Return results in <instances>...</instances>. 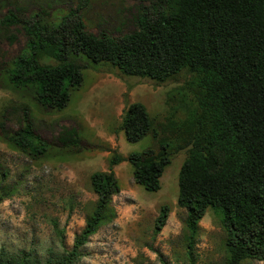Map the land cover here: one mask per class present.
Listing matches in <instances>:
<instances>
[{"label": "trees", "instance_id": "16d2710c", "mask_svg": "<svg viewBox=\"0 0 264 264\" xmlns=\"http://www.w3.org/2000/svg\"><path fill=\"white\" fill-rule=\"evenodd\" d=\"M148 1L137 28L117 38L85 30L76 10L88 0L52 18L41 12L22 18L11 9L0 18L4 26L21 25L27 35L22 52L5 69L6 79L13 88H29L45 107L63 108L71 88L81 82L82 67L71 55L109 62L124 74L158 82L181 71L188 75L168 98L169 112L162 120L153 119L141 102L126 106L119 125L125 139L137 142L150 133L155 147L126 158L113 152L108 170L91 175L96 205L71 250L42 261L32 251L1 249L0 264H73L119 190L113 165L128 160L134 181L156 191L164 168L180 151L186 157L178 172L177 204L186 212L187 264L195 262L198 224L208 208L225 231L227 264L264 260V0ZM44 58L56 64L43 63ZM69 135L76 146L74 131ZM0 137L32 156L49 148L26 117L14 130L0 121ZM168 212L161 207L156 233Z\"/></svg>", "mask_w": 264, "mask_h": 264}, {"label": "rangeland", "instance_id": "374dc122", "mask_svg": "<svg viewBox=\"0 0 264 264\" xmlns=\"http://www.w3.org/2000/svg\"><path fill=\"white\" fill-rule=\"evenodd\" d=\"M80 0L0 1V18L9 9L19 17L34 13L54 17L76 9ZM142 0H88L77 9L85 30L117 38L137 28ZM27 35L21 25L0 24V121L17 129L25 119L49 143L41 156L25 153L0 137V250L32 251L44 261L70 251L75 237L93 212L97 195L90 183L94 172L107 171L113 152L123 157L132 151L155 147L150 133L128 142L120 129L124 109L141 102L160 121L169 112L170 95L188 75L158 82L122 73L109 62H94L71 55L81 65L82 80L70 90L60 110L39 104L29 88H13L5 69L18 56ZM56 64L55 60L42 59ZM74 131L77 145L69 143ZM186 157L177 153L160 177V188L147 191L133 179L128 160L113 165L119 190L110 196L97 229L78 249L73 264H187L185 209L177 204L178 172ZM169 209L165 224L155 232L162 206ZM54 223L56 225H54ZM192 249L194 264H227L226 235L214 211L208 208L199 221ZM61 233V234H60ZM240 264H264L245 259Z\"/></svg>", "mask_w": 264, "mask_h": 264}]
</instances>
